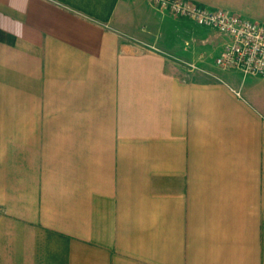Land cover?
Segmentation results:
<instances>
[{"label":"crops","instance_id":"obj_1","mask_svg":"<svg viewBox=\"0 0 264 264\" xmlns=\"http://www.w3.org/2000/svg\"><path fill=\"white\" fill-rule=\"evenodd\" d=\"M228 40L148 0H0V264H264V76L217 68Z\"/></svg>","mask_w":264,"mask_h":264},{"label":"built area","instance_id":"obj_2","mask_svg":"<svg viewBox=\"0 0 264 264\" xmlns=\"http://www.w3.org/2000/svg\"><path fill=\"white\" fill-rule=\"evenodd\" d=\"M148 2L159 11L190 18L200 26L215 28L226 34L229 40L214 60L217 68L238 70L244 77L264 76V23L227 9L202 7L191 0H148ZM150 48L157 50L154 46ZM172 58L178 59L175 56ZM178 60L186 63L191 71L199 69L195 63Z\"/></svg>","mask_w":264,"mask_h":264},{"label":"rangeland","instance_id":"obj_3","mask_svg":"<svg viewBox=\"0 0 264 264\" xmlns=\"http://www.w3.org/2000/svg\"><path fill=\"white\" fill-rule=\"evenodd\" d=\"M156 47H158V46H156ZM178 59H181V60H183V61H185V62H189V63H195L197 66H198V62H193V61H190V60H186L185 58H178ZM178 59H173V60H176L177 62H179L180 63V65L186 70V71H188V72H194L195 70H199V71H203V73H209L210 75H211V73H215V71H216V69L215 68H213L212 66H207L206 64V66L207 67H205V66H202V65H200V66H198L199 67V69H195V70H193V71H191L190 70V67L186 64V63H184V62H180ZM201 59V62L202 61H205L204 59V57H201L200 58ZM210 60H211V58H210ZM207 61V60H206Z\"/></svg>","mask_w":264,"mask_h":264}]
</instances>
